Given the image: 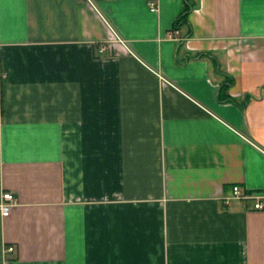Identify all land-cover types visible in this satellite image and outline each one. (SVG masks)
<instances>
[{"label":"crops","instance_id":"crops-1","mask_svg":"<svg viewBox=\"0 0 264 264\" xmlns=\"http://www.w3.org/2000/svg\"><path fill=\"white\" fill-rule=\"evenodd\" d=\"M150 1L0 0V264H264V0Z\"/></svg>","mask_w":264,"mask_h":264},{"label":"built area","instance_id":"built-area-1","mask_svg":"<svg viewBox=\"0 0 264 264\" xmlns=\"http://www.w3.org/2000/svg\"><path fill=\"white\" fill-rule=\"evenodd\" d=\"M150 8L152 11H157L158 10V4L151 0L149 2ZM3 201L0 203V208L2 211L3 215H8L15 204V196L13 192L11 191H4L2 194ZM248 198H254L256 199L254 207L258 209H263L264 208V202L261 199V196L257 195L255 192L246 190L243 191L239 185H234L233 186V194L232 196H227L226 201H230L231 199H248ZM8 250H12L13 246H9L7 248Z\"/></svg>","mask_w":264,"mask_h":264},{"label":"trees","instance_id":"trees-1","mask_svg":"<svg viewBox=\"0 0 264 264\" xmlns=\"http://www.w3.org/2000/svg\"><path fill=\"white\" fill-rule=\"evenodd\" d=\"M244 100L247 101L246 98Z\"/></svg>","mask_w":264,"mask_h":264}]
</instances>
